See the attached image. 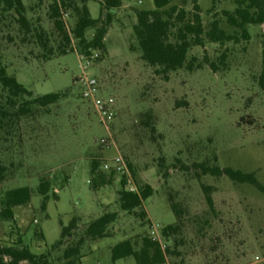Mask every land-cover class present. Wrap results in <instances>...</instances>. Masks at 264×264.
Returning <instances> with one entry per match:
<instances>
[{
	"label": "rangeland",
	"instance_id": "1",
	"mask_svg": "<svg viewBox=\"0 0 264 264\" xmlns=\"http://www.w3.org/2000/svg\"><path fill=\"white\" fill-rule=\"evenodd\" d=\"M58 1L23 0L32 25L28 35L12 14L0 13L3 65L33 93L15 98L0 84V111L6 113L0 162L7 168L0 183V214L6 192L21 187L32 191L31 203L15 208L13 219L0 218V246L29 248L45 255L48 264H68L66 249L84 237L92 222L115 213L109 237L86 240L75 264H112L115 245L130 240L139 250L145 236L170 249L166 264H264V195L226 176L203 174V166L231 168L256 174L264 185V24L250 26L246 40L224 16L235 11V0H198L206 32L219 21L239 41L220 44L205 38L204 47L189 52V60H198L193 71L165 74L142 59L133 30L136 12L154 10L153 0H122L106 36L107 51L88 70L100 80L102 94L116 99L110 137L77 82L82 74L78 42L73 38L68 55L61 54L65 43L51 18ZM102 2L87 3L95 19L101 17ZM175 5L186 11V20L192 18V0L185 5L172 0ZM40 30L47 33V49L37 40ZM93 35L94 30L87 32L89 40ZM51 93L64 97L21 113L25 103ZM115 157L124 159L121 174L103 170ZM94 163L99 167L93 176ZM124 181L126 191L142 194L141 188H153V195L143 199V212L122 210ZM43 182L50 184L46 212L39 194ZM75 218L77 228L61 248L53 249L62 228ZM170 225L177 229L166 240L162 234ZM116 264L136 261L126 258Z\"/></svg>",
	"mask_w": 264,
	"mask_h": 264
},
{
	"label": "trees",
	"instance_id": "2",
	"mask_svg": "<svg viewBox=\"0 0 264 264\" xmlns=\"http://www.w3.org/2000/svg\"><path fill=\"white\" fill-rule=\"evenodd\" d=\"M89 0H59L51 7V18L54 21L55 29L60 38L65 43L61 54L68 55L67 48L71 46L72 40L65 29V25L61 18V9L70 12L71 19L74 18L72 27L73 38L78 42L79 51L87 55L92 51H98L102 54L106 53V36L113 24L115 13L121 8L122 0H104L101 3V17L95 19L92 17L87 5ZM188 0H182L185 5ZM154 10H139L136 12L137 24L134 26V34L138 41L139 48L142 52V59L152 67L161 68L162 72L169 74L186 68L193 71L197 58L189 60V52L193 47H204L205 38L211 42L224 44L229 41L238 42L236 35H230L220 27V22L215 21L211 25L210 31L206 32L200 15V7L198 0H192L194 12L192 18L186 20L187 13L183 7L175 5L171 6L172 0H153ZM236 9L234 12H224V16L230 26L238 29L242 33V37L249 40L248 28L252 25L264 24V0H235ZM0 13H10L15 18L20 27L28 35L32 32V25L28 20L27 9L23 0H0ZM177 29L176 34L172 35V30ZM94 30L91 40L87 38V32ZM36 32V31H35ZM36 37L38 42L47 49L49 40L47 33L43 30L37 31ZM49 50V54H52ZM100 60V58L98 59ZM201 66V65H197ZM213 69H217L215 64L211 65ZM0 84L7 89L15 98L21 96H32L24 85L18 82L15 76H10L6 67L3 65L2 56L0 54ZM64 97L63 93H51L40 95L33 101L25 103V107L21 108V113L26 115L30 112L31 105H39L47 108L59 102ZM6 117V113L0 111V126ZM98 163H94L92 175L96 174ZM7 168L0 162V183L6 177ZM204 175H212L214 177L226 176L231 181L238 184H249L255 187L264 195V185L259 182L256 174L245 173L231 168L221 169L220 167L203 166ZM100 183L104 184V177L99 175ZM93 184L98 183L93 179ZM126 182H123V190L120 193L121 208L128 213L136 211L143 212V199H149L153 195V188L149 185L141 188L142 194L126 191ZM209 193L211 187H203ZM50 184L43 182L39 188V194L43 197L41 210L46 212L48 202L50 200L48 194ZM58 199V197H56ZM32 200V191L28 187H21L10 190L5 193L2 201V211L0 218L7 220L14 218V209L18 207L28 206ZM208 205L213 208V200L211 196H207ZM171 208L177 217L180 216V210L176 204H172ZM117 219L115 213L105 214L99 219L92 222L82 237L75 245L70 246L65 251V259L68 264H75L81 254V249L86 240L104 239L108 236V227ZM77 219H73L68 226L62 228L61 238L53 245V249L61 248L65 244V240L69 238L77 228ZM173 225L168 226L163 231V237L167 240L176 231ZM44 240V235H40ZM112 264L126 258H134L136 264H166L167 255L171 254L170 249L166 251L158 241H154L151 237L145 236L142 239V246L139 250L135 244L126 240L115 245L112 250ZM28 262L30 264H48L45 255L38 256L31 252L29 248L18 247H1L0 246V264H20Z\"/></svg>",
	"mask_w": 264,
	"mask_h": 264
},
{
	"label": "built area",
	"instance_id": "3",
	"mask_svg": "<svg viewBox=\"0 0 264 264\" xmlns=\"http://www.w3.org/2000/svg\"><path fill=\"white\" fill-rule=\"evenodd\" d=\"M61 18L65 25V29L73 41L72 27H71V15L70 12L61 9ZM80 59V67L82 74L77 77L78 83L83 88V99L90 102L95 110L100 125L105 129L106 133L111 137L115 128V122L117 118V103L113 97H105L102 94V87L100 80L88 73L90 67L94 65L96 60L100 57V52L92 51L87 55L82 52H77ZM102 142H105L104 140ZM126 165L122 157H115L112 161L106 162L103 165V170L106 172H112L115 174H121L125 171ZM130 192H135L131 189ZM154 241H158L156 237H152ZM160 242V241H158ZM164 249V248H163Z\"/></svg>",
	"mask_w": 264,
	"mask_h": 264
},
{
	"label": "crops",
	"instance_id": "4",
	"mask_svg": "<svg viewBox=\"0 0 264 264\" xmlns=\"http://www.w3.org/2000/svg\"><path fill=\"white\" fill-rule=\"evenodd\" d=\"M90 10V9H89Z\"/></svg>",
	"mask_w": 264,
	"mask_h": 264
}]
</instances>
